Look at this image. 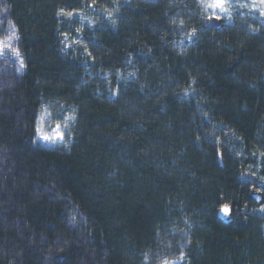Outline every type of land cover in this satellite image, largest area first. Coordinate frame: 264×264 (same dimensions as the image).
Here are the masks:
<instances>
[{"label":"trees","instance_id":"16d2710c","mask_svg":"<svg viewBox=\"0 0 264 264\" xmlns=\"http://www.w3.org/2000/svg\"><path fill=\"white\" fill-rule=\"evenodd\" d=\"M89 6L115 17L66 46L58 10ZM196 7L0 0V264H152L180 238L185 264H264V26Z\"/></svg>","mask_w":264,"mask_h":264},{"label":"rangeland","instance_id":"374dc122","mask_svg":"<svg viewBox=\"0 0 264 264\" xmlns=\"http://www.w3.org/2000/svg\"><path fill=\"white\" fill-rule=\"evenodd\" d=\"M194 2L195 7L198 12H201L207 22H211L213 18H217L223 21V23H231L236 16H250L251 18L256 17L260 20V23L264 26V4L260 0H227L228 13L212 14L204 7V3L208 0H191ZM62 10H58V19L62 23L64 29L61 33L64 43L66 46L72 45L73 48L77 47L78 43L82 40V33L86 28H91L99 24L102 19H113L115 16L113 12L108 10H100L94 6L85 7L84 9H79L76 11L65 12L61 14ZM70 13V15H69ZM193 35L192 31H189L186 39H190ZM66 47V50H68ZM68 124L70 118H64ZM57 123H53V117L50 115V111L44 114L43 120L41 121L39 127L42 132L46 135L53 134ZM61 126V125H60ZM61 131L63 132V140L48 141L44 140L41 135L37 133L38 140L41 144L45 146H56L64 143V129L61 126ZM228 205V204H227ZM261 213V209L257 210ZM176 234V233H175ZM172 234V235H175ZM183 233H178L181 237ZM179 241V238H176ZM182 241L176 243V245H171L168 249H158L157 252L152 254L154 256V262L152 264H185V257L183 248L185 244L183 242L184 238H180ZM183 254V255H182Z\"/></svg>","mask_w":264,"mask_h":264},{"label":"snow or ice","instance_id":"6c2138e0","mask_svg":"<svg viewBox=\"0 0 264 264\" xmlns=\"http://www.w3.org/2000/svg\"><path fill=\"white\" fill-rule=\"evenodd\" d=\"M260 2L262 4H264V0H260ZM226 5H227V0H208L207 3H204V7L207 10H209V12L212 13V14H216L217 12L228 13V7ZM61 14H64L63 10L61 11ZM69 15H70V13H69ZM217 18H219V17H217ZM12 27L14 28L15 26L13 25ZM13 35H15V33H13ZM9 40H11V37H9ZM5 47H7L11 51L15 52V54L17 56H19V50L18 49H14V48L11 47L10 43L5 44V42L3 40H0V54H3V50H4ZM41 119H43V117ZM37 133L39 135H41L44 140H48V141H55L57 139H59L61 141L63 140V132L61 131V126L59 124H57L55 130L53 131V134H51V135L44 134L40 127L37 128ZM221 211L225 215H229L230 214V209L228 208L227 205H225L221 209Z\"/></svg>","mask_w":264,"mask_h":264},{"label":"water","instance_id":"95a60500","mask_svg":"<svg viewBox=\"0 0 264 264\" xmlns=\"http://www.w3.org/2000/svg\"><path fill=\"white\" fill-rule=\"evenodd\" d=\"M211 23L215 26V28H219L221 25V20H219L218 18H213ZM249 198H251L252 200H254V202H256L257 204H260L262 202V193L260 191H256L253 187H251L249 189ZM227 204H222L218 210H217V218L224 224H229L233 217H232V207L230 205H227L228 208L230 209V214L229 215H225L221 209Z\"/></svg>","mask_w":264,"mask_h":264}]
</instances>
